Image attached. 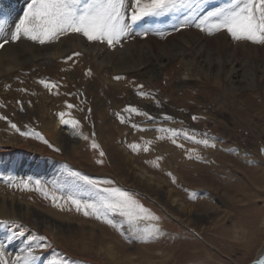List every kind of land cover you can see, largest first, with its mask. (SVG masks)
Segmentation results:
<instances>
[{"label":"rangeland","instance_id":"1","mask_svg":"<svg viewBox=\"0 0 264 264\" xmlns=\"http://www.w3.org/2000/svg\"><path fill=\"white\" fill-rule=\"evenodd\" d=\"M29 2L23 1L24 5ZM227 3L229 0H185L184 7L167 15L146 17L144 21L153 26L156 24L152 36L161 38L157 33L172 29L158 26L163 18L182 20L185 16L200 17ZM26 8L27 5L22 9V15ZM193 29L208 35L195 26ZM222 34L228 36L233 47L243 43L254 48L264 46L235 41L227 31L218 33ZM77 36L78 39L75 38ZM212 36H217V33ZM62 37L60 41L45 44L22 38L32 48L42 50V54L50 53L44 57L37 52L33 56L23 51L22 39L12 42L15 51L22 56L23 65L0 75V115L8 118L0 120V143L12 147L17 165L25 163L22 159L27 154L25 151L29 152V156L37 153L38 158L51 159L52 163L59 164L64 174L61 176L60 171L52 173L58 176L55 180H59L66 189L59 190L42 175H9L1 160L0 236L5 238L0 240V244L4 247L5 258L11 260L22 254L16 251L20 237L11 241L7 239L11 232L20 230L19 225L26 236L46 238L41 243L48 247L37 250L40 259L36 264H48L53 258L64 264H252L264 250V152L261 151L264 148L263 61L256 60L257 67L253 69L250 63L245 70L247 72H244L246 77L240 78L246 84L251 82V87L255 89L250 92L248 89L251 88L246 89L245 83H237L238 79L231 77V66L218 59L214 58V61L220 66H207L205 59L197 58L191 68V62L187 63L180 57L182 52L175 53V50L170 60L161 61L162 52L151 53L144 48L136 53L119 45L109 47L100 42L104 48L103 60L108 55L117 54L120 60L130 64L134 61L139 64L140 61L144 67L147 66L148 72L153 71L151 77H147L136 66L133 72L142 76L129 78L128 74L120 75L121 64H113L118 61L116 58L109 59L111 63L108 60L100 62L103 67L99 69L96 62L100 59L94 61L92 57L100 47L90 43L92 41L76 33ZM126 42L134 43L131 40ZM52 44L65 51L62 57L55 58L51 55L54 51L46 50ZM151 55L159 57L156 59ZM242 74L239 72V75ZM117 76L121 79H115ZM42 80L54 82L56 88L50 91L40 83ZM140 85L143 87H138ZM139 92L147 95L141 96ZM67 104L75 107L69 109ZM128 107H134L141 113L147 112L148 117L126 112ZM61 112L65 113L66 120H78L80 127L73 129L71 124L62 123ZM9 121L19 131L12 128ZM56 122L60 123L59 132L57 130L51 138L48 133L53 131ZM161 129L177 130L176 144L169 138L170 133ZM65 130L74 134L67 144L61 142L62 131ZM32 132L39 133L48 144L35 135H21ZM184 132L195 136L196 140L207 139L215 147H205L186 139ZM93 140L100 145L98 150L91 147ZM146 142L151 143L146 145ZM49 144L59 151H54ZM132 144L140 147L134 151L130 147ZM180 144L183 147L177 146ZM145 146L148 151L143 150ZM120 148L126 151H123L125 161L118 153ZM100 151H103V157ZM70 154H73L72 157ZM98 160L103 162L97 163ZM27 167L35 168L36 165ZM140 169L154 176L157 185L154 191L144 180L135 177ZM72 172L101 182L110 181V184L102 183L101 187H116L133 194L160 217L153 223L158 224L163 235L145 242L137 239L126 224L121 230L95 216H85L83 211H77L69 197L82 201H89L84 198L92 197L94 201L97 195L95 189L72 176ZM21 181H28L27 189ZM36 181L40 182L43 191L37 190ZM3 198H14L15 202L23 203L25 212L31 206H37L60 222L74 223L76 227L59 229L45 223L41 228L36 225L29 210L24 216L20 209L16 210V214L9 212ZM109 218L117 224L121 222L118 214H110Z\"/></svg>","mask_w":264,"mask_h":264},{"label":"snow or ice","instance_id":"2","mask_svg":"<svg viewBox=\"0 0 264 264\" xmlns=\"http://www.w3.org/2000/svg\"><path fill=\"white\" fill-rule=\"evenodd\" d=\"M184 6L185 0H30L10 35L6 33L3 23H0V37H3L0 41V48H4L10 42H18L22 38L40 44L52 43L68 33L80 34L88 41L106 43L109 47H115L123 39L132 35L133 25L146 17L167 15ZM193 24L208 35L227 31L235 41L264 45V0H229V3L214 7L203 16H185L179 22L178 27L174 26V28L179 30L191 27ZM148 34V30L136 33L137 36L145 37ZM157 34L161 37L165 35L163 32ZM75 55L78 56L79 53ZM115 79L119 80L121 77L117 76ZM40 83L50 90L56 88L54 82L42 80ZM138 87L142 88L143 85ZM138 94L147 95L144 92ZM73 107L75 106L67 104V108L72 109ZM125 111L148 117L147 112L141 113L134 107H128ZM59 116L62 123L71 124L73 129L80 127L78 120L64 119L65 113L61 112ZM7 119L6 116L0 115V120ZM165 119L171 118L165 117ZM193 119L195 120L196 117ZM121 122H124L122 117ZM9 123L11 124V121ZM11 127L19 131L15 124H11ZM133 127L138 126L133 125ZM160 131L169 132V138L172 143L176 144L177 130L161 129ZM29 134L35 135L36 138L48 144V141L44 140L39 133H21V135ZM183 134L186 139H192L197 144L215 147V144L210 145L207 139L196 140L195 136H189L187 132ZM84 139L87 140L88 137L85 136ZM150 143L146 142V145ZM177 146L183 147L182 144ZM49 147L53 146L49 144ZM91 147L98 150L100 145L93 140ZM130 147L135 151L140 146L132 144ZM53 150L59 151L54 147ZM143 150L148 151V147L145 146ZM261 151L264 152V148ZM103 155V151H100V156L103 157ZM159 159L160 157L157 158ZM102 162V160L97 161V163ZM70 174L95 189L97 195V199L91 202L69 197L77 211H83L85 216H95L121 230L126 224L137 239L145 242L149 238L163 235L158 224L153 223L159 221L160 217L147 209L130 192L116 187H101L102 183L110 184V181L94 180L88 176H82L79 172ZM21 183L25 189L28 188V181H21ZM36 186L37 190L43 191L39 181H36ZM44 194L48 195L47 192ZM53 199L55 200L56 197L53 196ZM110 214H118L121 217L120 224L110 219ZM142 224L144 227H141ZM17 227L20 230L11 232V235L7 237L9 241L17 237H25V230L19 225ZM45 239L43 236L28 235L24 241L25 247L20 250L22 254L14 256L11 260L5 258L4 247L0 244V264H35L40 259L37 250L48 247L41 243ZM48 264H64V262L53 258L48 261ZM257 264H264V260L258 261Z\"/></svg>","mask_w":264,"mask_h":264},{"label":"bare ground","instance_id":"3","mask_svg":"<svg viewBox=\"0 0 264 264\" xmlns=\"http://www.w3.org/2000/svg\"><path fill=\"white\" fill-rule=\"evenodd\" d=\"M13 5H15L17 8H20L22 5V9L24 8V6L28 5V4H25L23 3V1L21 0H0V10L1 9H4L5 10V14L1 17H6L8 19V26L7 25H4L5 27V30H6V33L10 35V32L12 30H14V26H15V22L17 20H19V18L22 16V13L20 14V16L13 22ZM195 11V10H194ZM188 13V12H187ZM197 13V12H195ZM191 15V14H190ZM194 17V15H193ZM168 19V20H167ZM179 21H181L179 18H175V17H165L163 18V20L160 22V25L158 26H161L162 25V28L166 29L168 27H172V29L170 31H166L165 32V35L161 38H157V37H154L152 36V31L154 28H156V24L153 26L152 23L148 22V21H140L138 22L136 25H134L133 27V33L130 37H127L125 39H123L121 41L120 44H118L121 47H123L126 51H135L136 53L141 51L142 49L144 48H147L148 51H150L151 53H156V52H162V54L160 55V60L162 61L163 59L164 60H170L172 54H174V50H175V53L176 52H182L180 53V57L185 60L187 63L188 61L191 62V64H189V66H193V63L194 61L197 60V58H202V59H205V61L207 62V66H212V65H217L218 63L214 61V58L215 59H218L217 61H222L224 64L228 65V66H231V77H236L238 79L237 83H240V84H243L245 83V86H246V89L247 88H251V90L248 89V91H253L252 89L254 87H251L252 84L251 82H241L242 80H240V78H245L244 77V72H247L245 71L247 69V67H249L248 65L250 63H252L253 65H251V69H253V67H257L256 65V60L258 59H261V61H263L264 63V49L263 47H260L258 48V46L256 48H254L255 46H252L251 44L249 45L248 43H243L241 44L239 47H233L232 44L229 42V40L227 39L228 36H226L225 34H222V35H218L217 33V36H212V35H205V34H199L195 31V29H193L194 25L191 26L190 28H182V29H179V30H175L174 26H177L178 27V24H179ZM18 22V21H17ZM16 22V23H17ZM164 25H167V26H164ZM145 30H148L149 31V34L148 36H137L136 33L138 32H144ZM201 31V30H200ZM222 32V31H221ZM224 32V31H223ZM226 32V31H225ZM72 34V33H71ZM216 35V34H215ZM61 38H63L62 36L56 40V41H60ZM76 39H78V36L75 37ZM3 37H0V41H2ZM232 39V38H231ZM127 40H131L132 44H130L131 42H126ZM26 41V40H25ZM23 41H20L22 44L21 45V48L23 51L29 53V54H32L33 56H35V53L37 52L39 55H42L43 57L44 56H47L48 54H50L49 52H46V53H43L42 54V50H36L38 49L37 48H32L30 45H28V43L26 44V42ZM28 42V41H27ZM62 42V41H61ZM141 42H144V43H141ZM38 43V42H37ZM60 43V42H59ZM90 43H94V45H98L100 48L97 49V54L94 55V57H92V59L95 61L98 60V58L100 59V61H97L96 64L98 65V68L99 69H102V65L100 62L102 61H106L108 60L109 63H111V61L109 59L111 58H116L118 61H115L113 64L114 65H120L122 66V70H120V75L121 74H128L130 75L129 78L131 77H140L139 74L137 73H134L133 71H135V67L137 66V69H142L141 70V73L144 75V76H147V77H151L153 71L151 72H148L147 71V66L144 67V63L143 62H140L139 61V64L138 62L134 61L133 64H130L129 61H125V60H120L119 59V55L117 54H113V55H108L106 56V58L103 60V47H101V43L100 42H90ZM141 43V44H140ZM34 44V43H33ZM66 44V43H65ZM80 45V43H77ZM40 45V44H39ZM117 45V47H118ZM38 46V45H37ZM125 46V47H124ZM15 46H13V43L10 42L8 43L7 45L4 46V48H0V75L3 73V74H6L7 72H9L11 69H14V68H19L23 65V61L21 60L22 56L19 55V53H17L15 51ZM17 48V47H16ZM41 48V47H40ZM60 47H58L57 44H52V45H49L48 47H46V50L49 49V51H54V53H51V55L55 58H58L59 56L62 57V55L65 53L64 50L62 49H59ZM65 48V47H64ZM67 48V47H66ZM44 49V47H43ZM123 49V50H124ZM44 51V50H43ZM130 53V52H129ZM149 53V52H148ZM150 53V54H151ZM21 54V53H20ZM37 54V55H38ZM131 54V53H130ZM22 55V54H21ZM31 55V56H32ZM133 55V54H132ZM153 56L154 58L156 57V59L159 57V55H151ZM165 56V57H163ZM193 58H190L188 59L189 57H192ZM206 56V57H205ZM131 56L128 57V59L130 58ZM127 58V57H126ZM153 58V59H154ZM175 58V57H174ZM177 58V57H176ZM52 60V58H50ZM60 59V58H59ZM155 59V60H156ZM57 60V59H56ZM113 60V59H112ZM138 60V59H137ZM142 60V59H141ZM179 60V59H178ZM182 60V61H183ZM53 61V60H52ZM60 61V60H59ZM160 61V62H161ZM201 61V60H200ZM169 62V61H168ZM171 62V61H170ZM193 62V63H192ZM94 63V62H93ZM262 63V62H261ZM53 64V63H52ZM56 64V63H55ZM138 64V65H137ZM195 64V63H194ZM202 64V63H201ZM221 64V62H220ZM50 65V64H49ZM54 65V64H53ZM113 65V66H114ZM219 65V64H218ZM37 66V65H36ZM43 66V64L41 65ZM75 66V65H74ZM105 66V65H104ZM112 66V67H113ZM207 66H204V67H207ZM220 66V65H219ZM47 67V66H46ZM53 67V66H52ZM189 67V68H190ZM203 67V66H202ZM203 67V68H204ZM225 67V65H224ZM260 67V66H259ZM41 68V67H40ZM39 68V69H40ZM111 68V66H110ZM116 68V67H115ZM192 68V67H191ZM98 69V70H99ZM120 69V68H119ZM210 69V68H208ZM33 70V68H32ZM36 70V69H34ZM58 70V69H57ZM77 70V69H76ZM145 70V71H144ZM215 70V69H214ZM223 70V68H222ZM29 71V70H27ZM202 71V70H201ZM219 71V70H218ZM264 71V69H263ZM32 72V71H31ZM34 72V71H33ZM32 72V73H33ZM79 72V71H78ZM118 72V71H117ZM131 72H133L131 74ZM215 72V71H214ZM239 72H242L243 74L242 75H239ZM253 71H251L249 73V75L252 73ZM23 73V72H22ZM41 73V72H40ZM58 73V71H57ZM56 73V74H57ZM76 73V72H75ZM20 76H24V74L21 75V73H19ZM34 74V73H33ZM45 74V72H44ZM255 74V73H253ZM257 74V73H256ZM18 75V73H17ZM36 75V74H34ZM63 75V74H62ZM141 75V74H140ZM15 76V75H14ZM19 76V75H18ZM33 75H31L32 77ZM142 76V75H141ZM251 76V75H250ZM37 77V76H36ZM7 78V77H6ZM14 78V77H13ZM12 78V79H13ZM16 78V76H15ZM18 78V77H17ZM22 79V77H20ZM56 78V77H55ZM128 78V79H129ZM9 79V78H7ZM26 79V78H25ZM249 79V78H248ZM2 80V79H1ZM33 80V79H32ZM37 80V78H36ZM130 80V79H129ZM251 80V79H250ZM8 81H11L10 79ZM59 81V79H58ZM248 81V80H247ZM3 82V81H2ZM4 83V82H3ZM6 83V82H5ZM12 83V81H11ZM6 85V84H5ZM16 85V84H15ZM25 85V84H24ZM27 86V85H26ZM79 86V85H78ZM26 88V87H25ZM1 89V88H0ZM4 89V88H3ZM17 89V87H16ZM255 89V88H254ZM244 90V88H243ZM258 90V88L256 89ZM52 91V89L50 90ZM55 91V90H54ZM221 92V91H220ZM241 92V91H240ZM243 92V91H242ZM21 93V92H20ZM55 93V92H54ZM10 96V95H9ZM10 98V97H9ZM52 98V97H51ZM45 101V99H44ZM47 101V100H46ZM51 102V101H49ZM39 103V102H38ZM52 103V102H51ZM257 103V102H256ZM54 104V103H53ZM51 105V104H50ZM49 105V106H50ZM54 106V105H52ZM51 106V108H52ZM46 108V107H45ZM38 109V108H37ZM67 109V108H66ZM46 111V110H45ZM262 112V110H261ZM260 112V113H261ZM47 114V113H46ZM158 114V113H157ZM31 115V114H30ZM165 115V114H164ZM44 116V115H42ZM32 117V116H31ZM29 118V117H28ZM49 118V117H48ZM59 118V117H58ZM65 118V117H64ZM163 118V117H162ZM52 119V118H51ZM54 121H57V120H54ZM53 121V122H54ZM6 122V121H5ZM166 123V122H165ZM251 125V124H250ZM2 126V125H0ZM47 126V125H46ZM45 126V127H46ZM5 127V126H3ZM54 128L53 131L51 130L48 134L50 135V137L52 138L53 134L58 130L59 132V128L60 127V123H55V126L53 125ZM51 129V127H49ZM175 128V127H174ZM237 128V127H236ZM43 129V128H42ZM251 130V129H250ZM66 131V130H65ZM61 133V132H60ZM1 134V133H0ZM5 134V133H4ZM45 134V132H44ZM3 135V134H2ZM74 135V134H73ZM72 132L70 131H62V139H61V142L63 144H67V143H70L71 140H72ZM44 136V135H43ZM46 136V135H45ZM60 136V137H61ZM15 137V136H14ZM49 137V136H48ZM47 137V138H48ZM57 137V136H56ZM59 138V137H58ZM78 138V136H77ZM101 138V137H100ZM7 139V138H6ZM10 139V138H9ZM13 139V138H12ZM11 140V139H10ZM45 140V139H44ZM84 140V139H83ZM112 140V139H111ZM85 141V140H84ZM9 142V141H8ZM11 143V142H9ZM58 143V142H57ZM16 144V143H15ZM60 144V143H58ZM78 144V143H77ZM82 144V143H81ZM14 145V144H13ZM19 145V144H18ZM62 145V144H61ZM69 145V144H68ZM6 146V147H4ZM71 146V144H70ZM17 147V146H16ZM25 147V146H24ZM73 147V146H72ZM83 147V146H82ZM15 148V147H14ZM20 148V147H19ZM70 148V147H69ZM27 149V148H25ZM20 150H23V149H20ZM69 150V149H68ZM35 151V149H34ZM66 151V150H65ZM75 151V150H74ZM78 151V150H77ZM123 151H125L123 148L119 149L118 150V153L120 154V157L122 160H124V153ZM15 151L12 150V147H8L7 145H2L0 143V162L1 160L3 159V165H4V170L7 171L9 173V175H20V176H25V175H28V174H31V175H39V176H44L45 178H48L52 184H54L59 190L63 189L66 191V189H64L60 183L55 180L56 178H58V176L55 174V173H52L53 171H60L61 173V176L64 174L63 172V169L62 167L59 165V164H56V163H52V160L51 159H47V161L42 157V158H38V155L36 156L33 155V156H29L28 155V151H25V155H23L22 159H25L24 162L22 165H17L15 162H14V153ZM36 152V151H35ZM69 151H67L68 153ZM126 152V151H125ZM164 153V151H163ZM13 154V155H12ZM34 154V153H33ZM4 157H3V156ZM22 155V154H21ZM69 155V153H68ZM71 155V154H70ZM73 155V154H72ZM71 155V157H72ZM77 155V153H76ZM46 157V156H44ZM120 159V160H121ZM70 160V159H69ZM22 160H20L21 162ZM125 161V160H124ZM73 162V161H72ZM1 164V165H2ZM31 165H36L35 168H32V167H27V166H31ZM3 169V168H2ZM133 169H137L136 167L133 166ZM1 170V169H0ZM140 173L139 174H135V177L139 178L140 180H144L148 186H150L151 189L154 188V186L156 187L157 185L154 183V176H151L149 175L146 171H141V169L139 170ZM3 172L2 170L0 171V173ZM7 173V174H8ZM1 175V174H0ZM55 175V176H54ZM6 176V175H4ZM54 176V177H52ZM1 177V176H0ZM43 177V178H44ZM42 178V177H41ZM51 184V185H52ZM62 184V183H61ZM67 184V183H66ZM65 184V185H66ZM69 185V184H68ZM3 188V187H2ZM148 188V187H147ZM88 190V188H86ZM73 191V190H72ZM150 191V189L148 190ZM154 191V189H153ZM155 193V192H154ZM162 196H166L165 195H162ZM167 196H170V193L168 194L167 193ZM84 198V197H83ZM85 200H91L93 201L92 197L90 199H86L84 198ZM150 199V198H149ZM14 200V198H13ZM12 199H6V198H3V203L4 204H7L8 207H9V212H11L12 214H16V210L17 209H20V213L22 216L26 215L28 213V210L31 212L30 214H32L33 218L35 219V223L36 225L40 226L42 228V226L46 223L48 224L49 226H53L54 228H65V229H72L75 225L74 223H62L60 222L59 220H57L56 218H54L53 216H51L50 214L44 212L41 208L37 207V206H34V207H26L28 208V210L26 209V212H25V206L23 203L21 202H15L16 199L13 201ZM166 200V198H165ZM1 202V201H0ZM2 203V202H1ZM3 205V204H2ZM28 205V204H27ZM26 205V206H27ZM1 207V206H0ZM2 207H5V206H2ZM2 209V208H1ZM48 211V210H47ZM50 212V211H49ZM52 212V211H51ZM50 212V213H51ZM3 213V212H2ZM1 214V213H0ZM29 214V215H30ZM61 214V213H60ZM7 217V216H5ZM18 218V217H17ZM31 218V217H30ZM63 218V217H62ZM166 218V217H165ZM15 219V218H14ZM61 219V218H60ZM32 220V219H31ZM10 221V220H9ZM8 221V222H9ZM25 221V220H24ZM47 221H49L47 223ZM76 221V220H75ZM26 222V221H25ZM13 224V223H12ZM31 224V223H30ZM47 226V225H45ZM9 227V225H8ZM34 227V225L32 226ZM48 227V226H47ZM52 227V229H53ZM76 227V226H75ZM38 228V227H37ZM26 229V228H25ZM60 229V228H59ZM39 230V228H38ZM46 232V231H45ZM44 232V234H45ZM43 233V232H42ZM54 235V234H53ZM37 236V235H36ZM26 235L25 237H20L19 238V243H16V251L17 252H21L20 250L22 248L25 247V239H26ZM5 236H0V240H4ZM110 240V239H109ZM55 241V240H54ZM39 250V249H38ZM38 252V251H37ZM20 254V253H19ZM260 260H264V250L257 256L256 260L252 263L254 264H257L258 261ZM47 261V260H46ZM70 262V261H69ZM36 264V262H35ZM47 264V263H46Z\"/></svg>","mask_w":264,"mask_h":264},{"label":"water","instance_id":"4","mask_svg":"<svg viewBox=\"0 0 264 264\" xmlns=\"http://www.w3.org/2000/svg\"><path fill=\"white\" fill-rule=\"evenodd\" d=\"M255 263H256V262H255ZM255 263H254V264H255Z\"/></svg>","mask_w":264,"mask_h":264}]
</instances>
